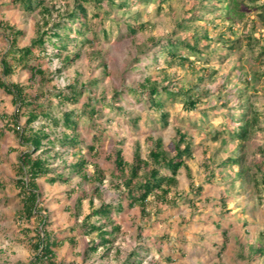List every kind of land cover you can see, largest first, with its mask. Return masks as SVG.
<instances>
[{
	"label": "rangeland",
	"instance_id": "rangeland-1",
	"mask_svg": "<svg viewBox=\"0 0 264 264\" xmlns=\"http://www.w3.org/2000/svg\"><path fill=\"white\" fill-rule=\"evenodd\" d=\"M74 4V0H57L48 6H55L53 17L57 20V11L64 13ZM212 5L221 9H213ZM86 6L92 26L87 36L94 43L71 51L80 57L70 68L57 73L62 60L55 56L57 50L48 45L49 55L41 63L43 81L20 67L12 77L3 78L7 83L25 86L30 98L69 83L86 86L73 109L82 108L90 97L114 101L117 92L127 112L109 113L95 122L81 119L79 131L85 145L82 156L90 162L88 181L70 176L68 170L62 171L71 177L65 184H50L45 177L38 180L39 207L41 215L47 216L44 230L52 241L63 242L53 248L56 261L124 264L136 250L143 260L136 264H264V255L254 258L256 248H264V0H238L239 13L227 16L226 4L219 0H140L138 5L125 8L103 3L100 13L95 3ZM133 14L138 15V24L149 22L148 31L137 35L127 31L125 24ZM38 23L43 24L39 11L27 13L12 0H0V73L1 59L10 47L9 32L2 24L23 32L18 41L23 48L36 37ZM204 34L210 40L199 46L201 54L179 51L194 62V69L170 66L167 57L151 42L184 39L193 44L196 36ZM156 55L162 56L160 65L153 59ZM104 64L106 75L101 70ZM175 74L176 86L192 88L193 95L200 96V103L196 110L186 111L183 99L164 96L170 124L163 127L159 112L135 96L133 90L147 79L168 82ZM95 79L99 85L90 86L88 83ZM16 111L12 96L0 89V264H28L34 257V238L37 234L43 236L39 219L27 221L20 216L22 202L15 184V166L24 147L9 130ZM27 118L23 109L19 124L25 126ZM133 118L140 119L137 125L132 123ZM243 121L252 125L245 143L230 134ZM95 126L102 129L98 140L93 139ZM177 131L188 134L192 141L193 157L187 164L203 193L190 191V179L182 169L176 189L181 196L176 207L156 204L151 199L144 216L139 207L129 208L124 201V211L115 216L122 227L116 242L109 251L100 248L91 253L92 240L97 237L85 235L81 225L92 208L102 202L117 203L122 191L115 166L117 150L123 151L128 163L136 151L146 160L151 140L161 138L172 155ZM238 143L242 146L241 165L231 173L225 170L227 179L208 183L206 166H213L211 173L224 172L219 165L231 156ZM92 145L96 148L93 153L88 150ZM69 158L65 154L63 159ZM63 159L51 162L60 166ZM97 172L104 176L102 184L95 180ZM238 172H242L239 179ZM79 198L84 199L78 216ZM225 235L228 242L222 249Z\"/></svg>",
	"mask_w": 264,
	"mask_h": 264
},
{
	"label": "trees",
	"instance_id": "trees-1",
	"mask_svg": "<svg viewBox=\"0 0 264 264\" xmlns=\"http://www.w3.org/2000/svg\"><path fill=\"white\" fill-rule=\"evenodd\" d=\"M57 0H12L15 5H20L27 13L39 11L42 16V22L38 23L37 35L27 47H19V38L23 35L21 30L8 24H2L9 32L10 47L1 59L0 89L7 95L12 96L13 103L17 106V111L12 116V130L19 141V145L24 147L18 156V163L15 166L16 180L15 184L20 190L22 209L20 216L31 221L33 218L39 219L42 226L43 236L37 234L35 242L32 244L34 252L33 259L28 264H64L56 261V253L53 248L63 244L52 241L51 236L44 230L47 216L41 215L42 208L39 207V185L38 180L47 178L50 184L67 183L71 175L80 176L82 180L88 181L90 178L87 168L90 162L82 156L85 149L84 142L80 134V122L83 117L87 121L95 122L102 119L109 113L124 114L127 112L120 104L115 93L114 101L102 102L93 97L88 98L87 102L80 109L72 108L77 105L83 96L86 86H78L75 83H69L62 89H55L48 93H40L34 97L26 93V87L21 84L7 83L3 78L12 77L16 68L20 67L29 70L32 75L39 77L42 81L45 78V71L41 68V63L47 58L48 45L57 50L55 56L62 60L61 66L57 71L62 74L63 71L70 68L79 60V53H71L79 45H92L94 41L88 39V34L92 32L91 21L89 20V10L86 3H95L97 12L103 9V3L120 8L132 7L138 5L140 0H74L72 9L64 13L57 11L58 19L55 20L53 12L55 6L49 7L48 3ZM225 3V9L228 11L224 16L238 14V0H219V3ZM118 4V5H117ZM213 9H221L218 5H212ZM224 11V10H221ZM194 11H191L193 14ZM241 13V12H240ZM243 15V14H242ZM223 16V17H224ZM198 19V17H195ZM138 15L130 16L125 26L131 35H137L139 32H146L149 29V22L138 24ZM97 39V36H96ZM209 35L196 36L195 42L190 44L187 40L168 39L166 43H158L151 40L154 47H158L162 56L167 57V63L172 66L194 69V62L188 57L182 55L181 49L187 50L191 54H201L199 46L204 41H209ZM162 56H154L156 64L160 65ZM33 63H37L34 66ZM102 73L106 75V65L101 66ZM178 76L175 74L168 82L166 80L147 79L144 84L139 86L138 90H133L137 97H141L147 102L151 109L159 112L163 127L169 126V112L165 109L163 97L169 99H183L184 109L193 111L198 108L200 96L193 95L192 88L183 90V87H177ZM202 80V78H201ZM90 86L99 85V80L95 79L88 83ZM116 98V99H115ZM120 99V98H119ZM71 107V108H69ZM23 109H26L28 116L25 126L19 124V117ZM132 123L137 125L139 118H133ZM251 123L243 121L239 128L231 129L230 134L236 135L239 141L245 143L250 137ZM94 140H98L102 129L94 128ZM152 146L148 151V158L144 160L139 151L133 156V161L128 163L124 159L123 151L117 150L115 166L121 176L122 191L118 194L116 202H102L98 208H92L90 213L84 218L82 228L85 235H96L92 240L90 252L96 253L100 248L106 251L117 240L122 227L115 219L124 211L123 202L128 203L129 208L139 207L142 215L147 214V207L151 199L156 204L168 207H176L180 194L176 191L179 185V176L182 169L187 171L190 179V191L201 195L203 187L197 185L192 177L191 170L187 161L193 157V148L188 134L177 131V139L173 144V154H168L161 138L152 139ZM239 147V148H238ZM242 146L238 143L232 150L231 156L224 160L219 167L220 174L211 173L213 166H206L208 171V183H214L217 179L225 180L228 178L225 170H230L241 165L242 156H240ZM92 153L96 151L95 146H88ZM70 155L68 160L63 159ZM79 156V157H78ZM74 158H78L74 161ZM55 159H63V164L53 166ZM68 170V177L62 174V171ZM242 176V172L237 173V177ZM95 180L103 183L104 176L97 172ZM99 184V185H100ZM99 188H96V191ZM83 199L79 198L76 209L79 216L83 207ZM96 219L94 222L92 220ZM228 238L224 237L223 248H226ZM74 243V240H72ZM89 254V253H88ZM254 258L264 255V248L258 247L254 251ZM133 259V261H131ZM140 263V255L134 250L124 264Z\"/></svg>",
	"mask_w": 264,
	"mask_h": 264
},
{
	"label": "crops",
	"instance_id": "crops-1",
	"mask_svg": "<svg viewBox=\"0 0 264 264\" xmlns=\"http://www.w3.org/2000/svg\"><path fill=\"white\" fill-rule=\"evenodd\" d=\"M180 177V176H179ZM170 259V258H169Z\"/></svg>",
	"mask_w": 264,
	"mask_h": 264
}]
</instances>
